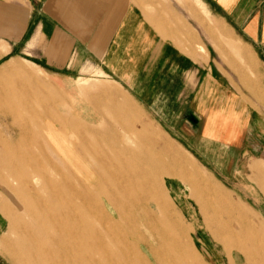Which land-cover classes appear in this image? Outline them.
<instances>
[{"label":"rangeland","instance_id":"374dc122","mask_svg":"<svg viewBox=\"0 0 264 264\" xmlns=\"http://www.w3.org/2000/svg\"><path fill=\"white\" fill-rule=\"evenodd\" d=\"M203 14L201 23H211ZM201 34L208 50L197 48L203 75L232 84L261 114L252 117L251 147L243 153L219 150L190 135L184 120L188 110L158 118L140 103L136 132L123 131L115 115H102L86 125L81 117L66 114L68 98L57 90L56 77L36 67L28 56L9 52L0 38V69L14 62L31 73L30 77L13 73L0 80V217L8 225L0 232V264H32L21 251L22 226L31 215L23 205L30 203L31 209H37L35 200L49 196L64 197L80 211L100 205L102 213L96 212L100 218L109 215L103 206L110 205V215L117 219L113 205L120 207L132 199L141 207L136 212L140 214L143 206L150 204L146 230L154 237L156 251L148 252L144 243L139 244L147 253L124 246L128 257L118 258L125 264L131 260V264L137 260L138 264H185L184 258L189 264H264V122L258 119L264 117V78L261 83L258 72L261 64L251 56L244 71L241 54L229 43L219 38L212 48L205 33ZM85 77L89 78L76 79L74 87L88 90L97 82L94 80L105 78L92 67L85 71ZM102 95L92 94L97 98ZM103 102L104 106L90 103L93 111L107 113ZM45 210L52 214L53 205L48 203ZM94 225L90 226L91 234ZM130 230V236L138 240ZM89 248L79 253L87 261L97 257ZM110 256L107 264H114Z\"/></svg>","mask_w":264,"mask_h":264},{"label":"crops","instance_id":"0c3cea01","mask_svg":"<svg viewBox=\"0 0 264 264\" xmlns=\"http://www.w3.org/2000/svg\"><path fill=\"white\" fill-rule=\"evenodd\" d=\"M203 13L211 23H201ZM202 31L212 48L221 38L239 52L244 71L254 56L263 83L264 0H0V38L9 52L28 56L56 77L68 116L91 125L115 115L123 131L136 132L140 103L158 118L188 110L190 135L243 153L251 147L252 117L261 114L232 84L203 75L197 52L208 50ZM90 67L105 78L88 90L75 88L76 79L89 78ZM103 101L107 113L94 112L90 103ZM4 221L0 217V232L8 226Z\"/></svg>","mask_w":264,"mask_h":264},{"label":"bare ground","instance_id":"6f19581e","mask_svg":"<svg viewBox=\"0 0 264 264\" xmlns=\"http://www.w3.org/2000/svg\"><path fill=\"white\" fill-rule=\"evenodd\" d=\"M13 73L18 74V75H22L25 77L31 76L30 72L25 71L22 68L18 67L16 64H14V62L13 63L9 62L8 64L6 63V65L0 69V80L2 78H5L8 75L10 76V74H13ZM72 143H73V141H72ZM53 147L58 148L57 145L56 146L54 145ZM80 148H81V146H80ZM83 148H85V147H83ZM116 164H118V163H116ZM10 172H11V170H10ZM103 177H106V175ZM18 181H19V179H18ZM114 181H115V179H114ZM23 183H27V181H24ZM31 183H32V181H31ZM109 184H111V183H109ZM99 185H100V183H99ZM118 185H119V183H118ZM109 187H111V186H109ZM112 187H113V185H112ZM44 188L46 189V187H44ZM104 188H106V187H104ZM74 191H76V190H74ZM98 193L100 195V192H98ZM104 193H105V191H104ZM101 194L103 195V193H101ZM107 195H109V194H107ZM137 195H139V194H137ZM76 198H77V196H76ZM142 198H144V197H142ZM143 200H145V199H143ZM119 201H121V200H119ZM35 202H36V205L38 206L37 209H31L30 207L32 205H30V203L26 204L24 202L25 204L23 205V208L31 210V215H30L29 219L27 220V222H25L23 224L22 227H24V229L22 228L23 233L20 236V240H21L22 248H23L21 250L22 251V257L25 260L31 262L32 264H107L106 257L108 254L111 255L110 257H112V259L111 258L110 259L114 261L113 262L114 264H125L124 261H122V260H120V258H118V256H120L121 258L122 257H124V258L128 257L127 251L125 250V248H122L124 246L129 251L134 250L135 248H139L142 251L144 249V251L146 253H147V250H148V252H149V250L153 251V252L155 250L154 246H153L154 243H156V242H154V237H153L152 233L150 234V232H148L146 230L147 220L149 219V217H151V213H150L151 212L150 211L151 205L150 204L147 206L146 205L143 206L144 209L140 211V214H137L136 212H137V210H140L141 207L136 205L135 204L136 202L134 203L132 201V199H131V203H125L120 207L117 205H113V207L115 208V210L118 214L117 219H116V218H113L112 215H110L113 211H112V207H110L109 204H108L109 206H103V210L106 207L105 209L107 211H109L110 216L107 214H105V215L102 214L101 218H100L97 216V213H96L99 210L101 211L102 207L100 205H99V207H96V205H91V208H92L91 209L89 207V204H88L87 207H89V209L86 212V211H80V210L75 209L73 207V204L71 205V203H69L67 200H64V197L63 198H61V197H53L52 198L51 196H49L47 200L41 199L39 201L35 200ZM141 202H143V201H141ZM48 203H51L53 205L52 214L48 213L45 210V207L48 205ZM73 203H75V202H73ZM78 203L80 204V202H78ZM100 207H101V209H100ZM106 210H105V212H106ZM101 213H102V211H101ZM18 219H20V218H18ZM20 220H22L23 222L25 221L23 219H20ZM104 221H105V223H103ZM94 223H95V225H94L95 232H93L91 234L90 226H91V224H94ZM130 229L133 230V232L135 233L138 240H136V238H134V237H131L132 233H131ZM164 229H166V228H164ZM142 232H145V234L147 233L146 237L142 234ZM174 232H176V231H174ZM183 239H184V237H182V240ZM139 243H142V244L144 243V245L146 244L148 246L147 250H146L145 246H143L142 244L140 245ZM157 243L160 244L161 242H157ZM175 243H176V241H175ZM151 244L153 247L151 246ZM87 247H90L89 248L90 250L95 251V254H97V257H95L89 261L82 259L79 256V253L81 251H83L84 249H86ZM16 251H18V250H16ZM170 251L171 250H169V252ZM122 252H124V253H122ZM179 252L182 254L181 249H179ZM122 254H124V255L121 256ZM152 254H154V253H152ZM184 259L185 260H182V261H184L185 264L190 263V262H188L187 258H184ZM144 260H146V259L144 258ZM157 260H155V261H157ZM175 260H177V259H175ZM108 261L111 262L110 260H108ZM159 261H161V260H159ZM165 261H166V259H165ZM171 261H174V260H171ZM130 262H128V263L131 264ZM136 263L138 264V260L135 262V264ZM139 263H140V261H139ZM171 263H173V262H171Z\"/></svg>","mask_w":264,"mask_h":264}]
</instances>
